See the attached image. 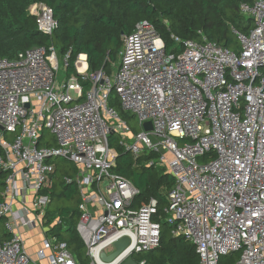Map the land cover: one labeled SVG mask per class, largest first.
<instances>
[{
  "label": "built area",
  "instance_id": "built-area-1",
  "mask_svg": "<svg viewBox=\"0 0 264 264\" xmlns=\"http://www.w3.org/2000/svg\"><path fill=\"white\" fill-rule=\"evenodd\" d=\"M28 11L42 32L53 33L49 6L35 2ZM240 12L250 22L247 33L232 28L238 50L174 35L178 48L167 50L156 27L141 21L123 36L112 74L90 71L85 54L69 73L71 51L59 56L55 46L0 58V169L7 172L0 264H78L65 241L48 235L33 260L20 231L44 224L51 199L41 192L52 189L60 157L78 170L63 180L79 188L77 230L91 264H123L156 249L161 220L194 244L199 264L234 252H241L235 264H264V0L242 2ZM112 95L134 115L137 132L110 104ZM112 133L135 159L157 153L148 165L174 176L164 217L155 198L138 204L139 190L113 170ZM124 237L126 247L104 260Z\"/></svg>",
  "mask_w": 264,
  "mask_h": 264
},
{
  "label": "trees",
  "instance_id": "trees-1",
  "mask_svg": "<svg viewBox=\"0 0 264 264\" xmlns=\"http://www.w3.org/2000/svg\"><path fill=\"white\" fill-rule=\"evenodd\" d=\"M255 1L0 0V58L15 57L32 47L55 46L59 56L71 51L69 73L76 72L75 61L79 54H85L90 71L102 69L112 74L115 64L119 62L123 36L131 34L141 21L151 22L156 27L165 40L167 50L178 48L173 35L184 40L203 41L206 38L238 50L239 42L232 28L248 32L250 20L241 14L240 5ZM35 2L44 3L52 9L57 21L52 34L42 32L36 17L29 13L30 5ZM85 85L89 87L87 83ZM110 104L131 124L134 115L122 110L115 95L111 96ZM132 129L137 132L138 126L132 125ZM109 145L117 151L113 170L129 179L139 190L136 202L141 204L155 198L159 214L164 217L175 178L163 166L148 165L158 154L144 153L135 159L119 145V136L115 133L109 135ZM3 154L0 144V156ZM71 168V171L57 168L52 189L41 192L49 193L51 199L45 212L44 225L47 226L48 236H55L67 243L78 264H91L85 242L77 230L82 215L79 188L75 183L67 184L63 180L65 176L77 173L75 164ZM6 176L7 172L0 169V193ZM171 229L169 223L161 220L160 245L156 249L135 254L134 258L138 262L145 260V264H199L194 244L182 236H173ZM6 236L3 233V237ZM240 254L234 252L222 256L219 264H235Z\"/></svg>",
  "mask_w": 264,
  "mask_h": 264
},
{
  "label": "rangeland",
  "instance_id": "rangeland-1",
  "mask_svg": "<svg viewBox=\"0 0 264 264\" xmlns=\"http://www.w3.org/2000/svg\"><path fill=\"white\" fill-rule=\"evenodd\" d=\"M61 65H62V63H61ZM116 65L117 64H115L114 70L117 68ZM64 75H65V71H64L63 67L61 66V69L59 72V78L63 79ZM131 124L137 126L136 118H134V120H132ZM48 137L53 139V136L51 134H49V132H48ZM54 162L57 165V168H59L60 170H62V169L69 170V171L72 170L71 167L73 166V163L67 159H64L62 157L55 158ZM106 184H107V182L105 183V185ZM46 228H47V226H45L43 223H41V221L38 219L37 224H36V228L34 230L29 231L30 229H25V231H27L31 234L30 236H31V239L33 240V242L30 241L27 243V247L30 246L32 248V252L36 253V250L41 246L43 239L46 237V234H45ZM40 264H46V262L42 261V262H40Z\"/></svg>",
  "mask_w": 264,
  "mask_h": 264
},
{
  "label": "water",
  "instance_id": "water-1",
  "mask_svg": "<svg viewBox=\"0 0 264 264\" xmlns=\"http://www.w3.org/2000/svg\"><path fill=\"white\" fill-rule=\"evenodd\" d=\"M264 31V30H263ZM261 92L263 93L264 92V88L261 90ZM28 106V104H27ZM1 127V126H0ZM2 128V127H1ZM144 128L146 130H151L152 129V124L150 121L146 122L144 124ZM129 243V238L128 237H124L120 240H118L117 242H115V248H116V251L113 252L112 254L110 255H106L105 253L102 254V258L106 261H111L113 260L120 251H122L126 245ZM123 264H139L136 259H134L133 257H129L128 259H126Z\"/></svg>",
  "mask_w": 264,
  "mask_h": 264
},
{
  "label": "crops",
  "instance_id": "crops-1",
  "mask_svg": "<svg viewBox=\"0 0 264 264\" xmlns=\"http://www.w3.org/2000/svg\"><path fill=\"white\" fill-rule=\"evenodd\" d=\"M18 207L20 208V204H18L16 208H18ZM35 228H36V227H35ZM35 228H33V229L29 230V231H32V230H34ZM0 229H1L2 235H3V233H6L5 230H4L3 224H2V225L0 224ZM46 229H47V228H46ZM46 229H45V234H46ZM20 231L22 232V234H23V236H24V238H25V240H26V242H25V247H26L27 251L29 252V254L31 253L30 255H31L32 259L35 260V259H36V253H35V252H32V248H31L29 245H28L29 247H27V243H28V242H30V241L33 242V240L31 239V236H30L31 234H30L29 232L25 231L24 228H21ZM46 235H47V234H46ZM37 250H38V249H37ZM37 250H36V251H37ZM34 255H35V256H34ZM33 256H34V257H33Z\"/></svg>",
  "mask_w": 264,
  "mask_h": 264
},
{
  "label": "bare ground",
  "instance_id": "bare-ground-1",
  "mask_svg": "<svg viewBox=\"0 0 264 264\" xmlns=\"http://www.w3.org/2000/svg\"><path fill=\"white\" fill-rule=\"evenodd\" d=\"M81 59L84 60L85 59V56L83 55L81 57ZM85 65H86V62L84 61L83 64H82V66H80V68L83 69L85 67Z\"/></svg>",
  "mask_w": 264,
  "mask_h": 264
}]
</instances>
